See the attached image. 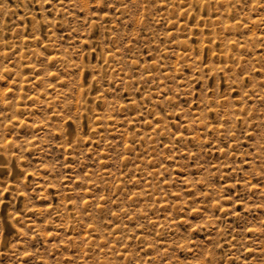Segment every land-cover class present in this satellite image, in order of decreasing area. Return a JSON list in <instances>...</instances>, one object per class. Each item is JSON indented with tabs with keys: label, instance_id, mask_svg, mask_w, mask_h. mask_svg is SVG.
Here are the masks:
<instances>
[{
	"label": "rangeland",
	"instance_id": "obj_1",
	"mask_svg": "<svg viewBox=\"0 0 264 264\" xmlns=\"http://www.w3.org/2000/svg\"><path fill=\"white\" fill-rule=\"evenodd\" d=\"M0 264H264V0H0Z\"/></svg>",
	"mask_w": 264,
	"mask_h": 264
}]
</instances>
